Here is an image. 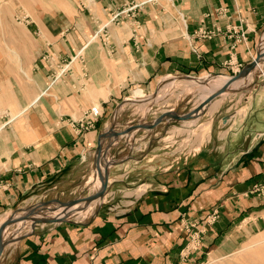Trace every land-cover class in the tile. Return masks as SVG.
<instances>
[{
    "label": "crops",
    "instance_id": "1",
    "mask_svg": "<svg viewBox=\"0 0 264 264\" xmlns=\"http://www.w3.org/2000/svg\"><path fill=\"white\" fill-rule=\"evenodd\" d=\"M143 2L78 0L71 16L43 6L27 22V33L36 38L28 59L35 80L45 81L39 57L47 49L66 61L84 51L87 91L73 81V70L55 88L54 99L42 102L37 130L22 133L20 147L2 158L0 218L45 199L68 201L82 193L99 135L118 103L135 89L151 93L170 76L227 74L230 58L249 64L264 40V0ZM130 5L139 6L135 33L110 35L99 46L86 40L93 19L104 24L110 12ZM230 26L246 31L244 44L232 48ZM201 30L212 36L200 37ZM261 71L246 96L212 120L207 140L198 138L203 144L191 158L174 162L167 151L128 148L122 161L109 167L103 202L90 217L37 225L4 247L0 264H199L204 256L229 253L247 236L264 232V67ZM93 106L102 116L78 133L77 122ZM213 211L217 219L208 224ZM185 222L202 234L198 247L184 257L190 239Z\"/></svg>",
    "mask_w": 264,
    "mask_h": 264
},
{
    "label": "rangeland",
    "instance_id": "2",
    "mask_svg": "<svg viewBox=\"0 0 264 264\" xmlns=\"http://www.w3.org/2000/svg\"><path fill=\"white\" fill-rule=\"evenodd\" d=\"M83 1L85 4H88L91 0ZM145 1L143 2L144 5L148 3V0ZM77 3L78 0H0V164L4 159L3 157L9 151L20 147L22 133L28 135L37 130L38 124L35 115L43 109L41 106L42 102L48 99H54L55 88H58V84L68 81L70 76L73 75V70H76L73 81L79 85L82 93L85 90L84 51L78 52L73 59H68V61L61 59L58 53L51 49L42 52L39 57V62L46 69L47 73L45 81L42 84H39L35 80L34 74L28 69L30 60L29 52L36 38L33 39L27 33V22L31 19H36L37 8L45 6L51 8V10H62L65 14L71 16L69 11L72 14V7ZM138 8V5H130L125 9L110 12L107 22L101 25H96L98 20L93 19L94 27L86 35V40H91L92 45L95 43V45L98 44L99 46L100 42L106 44V40L110 35L124 34V32L126 34L135 33L134 30L138 29L136 27L138 23ZM81 14L86 20L89 19L87 12H81ZM86 24H88L87 21ZM117 29H122V31L118 32ZM263 42L264 40H261L259 43L258 48L260 51L263 50ZM48 47L50 48V45ZM108 51L110 52V50ZM260 63L262 64L260 68L262 70L264 67V58ZM236 64L238 65V63ZM243 67L241 65L240 71L234 74L225 66L228 73L217 75L216 77L222 76L223 79H226V77L237 76ZM260 69L256 71L250 80L245 78L246 80L243 81V85L239 84L233 87V91L216 97L202 108V102L207 98L205 95H208L207 92L209 89H202L201 87L205 84L208 87L207 81L215 76H196L193 78L196 80L199 78L200 80L194 82L184 77L170 76L160 79L157 87L151 93L135 89L118 103L107 128L109 129L112 126L114 132L123 135L117 137L114 141L110 134L100 140V146L102 151H105L106 157L109 159L108 162L110 164L120 163L128 148L131 150L137 147L141 148L142 152L146 148H157V152H170L174 162H178L184 158H191L201 144L207 140L212 128V120L219 119L225 113L229 112L230 105L234 107L235 101L238 100L239 96H246V92L251 88L249 85L256 79L255 76L257 74L263 76ZM136 91H139L144 98L127 100ZM35 98L38 99L34 102ZM213 105L217 107H215V110L212 109ZM190 113L193 116L185 121L165 120L151 130L133 128L135 126L151 125L159 117L168 114L186 116ZM226 120L227 118L224 121ZM198 138L203 142L198 144ZM31 141L33 139L29 142ZM96 158L97 156L95 155L93 172L89 179H87L86 183L88 184L82 193L74 195L73 197L75 198L68 201L57 198L45 199L35 205L44 204L47 207H51L67 204L77 199H85L94 194L100 186L96 171ZM81 159L84 161V156H81ZM99 167H103L102 164H99ZM104 195L101 201L97 203L93 213L101 206ZM83 204L77 205L74 208H67L74 210ZM25 209H15L11 214L18 213L17 215H22L21 212ZM214 212L216 211H213L207 216L206 222L208 224H213L216 221L209 222V218ZM11 214L2 216L0 222L4 218H9ZM216 214L218 216L217 212ZM81 217L74 215L67 218V221H81L84 218L82 217L81 219ZM183 224H185L182 225L184 229L190 233L189 242L182 251L185 257L190 251L198 247L199 235L202 232L200 230L192 231L195 228L194 223L185 222ZM15 225H11L8 228L12 230L15 228ZM26 231L28 230L24 228V231L16 239L26 235ZM8 238H13V236ZM199 264H264V232H256L251 236H247L242 244H238L237 248L229 253L204 256V260Z\"/></svg>",
    "mask_w": 264,
    "mask_h": 264
},
{
    "label": "water",
    "instance_id": "3",
    "mask_svg": "<svg viewBox=\"0 0 264 264\" xmlns=\"http://www.w3.org/2000/svg\"><path fill=\"white\" fill-rule=\"evenodd\" d=\"M262 51H260V49L258 48L255 58L249 64L245 65L243 67V69L241 70V72L237 76L226 77L227 80L224 82V84H222V86L218 90H216L215 92H213L212 94L207 96V98L202 102L201 108L204 107L206 104L210 103L211 101H213L216 97L233 91L232 85L234 83H236L238 80H241V79L244 80L245 78H247L248 75L257 67V65L260 63V61L263 60L262 57L264 54H262ZM214 76H217V75H214ZM179 77H184L185 79H190L193 82L197 81L195 78L189 77V76H179ZM192 116L193 115L191 113L186 115V116H177V115H173V114H168L166 116L159 117L158 120H156L151 125L135 126L133 128L151 130V129L155 128L162 121L172 120V119L176 120V121H185V120L191 118ZM109 134L113 137V141L117 137L123 135L121 133L114 132L112 126L99 135V142H98V146L96 149V156H97V158H96L97 159L96 160V171H97V176H98V180L100 183L98 190L94 194H92L91 196L86 197L85 199L82 198V199L73 200L67 204H60V205H58L59 207H64V208L73 207L74 208L77 205H80L82 203H89V202H92V201H95L98 199L101 200V198L103 197V195L106 191V187H107L108 172H109L108 169L110 166L116 164V163L110 164L108 161H106L105 151H102V148L100 146L101 145L100 140H102L105 136H107ZM113 141H112V143H113ZM104 161H106V162H104ZM99 164H102L103 167L100 168ZM46 207L47 206L44 204H38V205L32 206V207L22 211L21 213H24L22 216H18L17 215L18 213H13L2 224H0V256L4 250V247L16 239V238L3 239L4 230L6 228L10 227L11 225L17 224L19 222L31 221V224H32L31 231L33 232L35 226L39 225V224H58V223L67 222V217L61 218V219L60 218H55V219L54 218H52V219L51 218H41V219H37V220L33 221L31 216L34 214V212H36L40 208H46ZM31 231H30V233H32Z\"/></svg>",
    "mask_w": 264,
    "mask_h": 264
},
{
    "label": "bare ground",
    "instance_id": "4",
    "mask_svg": "<svg viewBox=\"0 0 264 264\" xmlns=\"http://www.w3.org/2000/svg\"><path fill=\"white\" fill-rule=\"evenodd\" d=\"M264 43V42H263ZM262 54H264V46H263V51H262ZM264 58V55L263 57ZM262 66L261 63H259L257 65V67L248 75V77L246 79H249L256 73V71L258 69H260ZM246 79H241V80H238L236 83H234L232 85V89L233 87H236L238 86L239 84H242L243 85V81H245ZM197 80H200L199 78ZM227 80L226 79H223V78H219V77H212L210 78L207 83H208V87L205 85H203L201 88L204 89V88H207L209 89V91L207 92L208 95H205L206 97L209 96L210 94H212L213 92H215L216 90H218L222 84H224V82ZM250 83V82H249ZM239 88V87H238ZM205 89V90H207ZM226 94V93H225ZM141 98H144V96L139 92V91H136L131 97H129L127 100H136V99H141ZM38 98H35L34 102L37 100ZM215 105L212 106V109L215 110ZM211 108V107H210ZM217 108V107H216ZM209 111V110H208ZM201 137V135H200ZM202 138V137H201ZM202 141V140H201ZM100 200H95V201H92V202H89V203H84L83 205H81L79 208L77 209H71V208H62V207H59L58 205H55V206H51V207H46L45 209H38L36 212H34V214L32 215V220H37V219H41V218H70L74 215H78V216H82L84 218L88 217L89 215H91L97 205V203L99 202ZM24 213H22L23 215ZM8 215V214H7ZM22 215H18V216H22ZM81 217V219H82ZM8 218V217H7ZM7 218H4L0 224L5 221ZM74 218V217H73ZM77 218V217H76ZM75 218V219H76ZM83 218V219H84ZM70 220V219H69ZM31 221H24V222H19L15 225V228L13 230V232L11 233L9 231V228L8 229H5L4 232H3V239H6L8 237H11L13 236V238H16L22 231H24V228H26L27 230H31ZM11 233V234H10ZM9 235V236H8Z\"/></svg>",
    "mask_w": 264,
    "mask_h": 264
},
{
    "label": "built area",
    "instance_id": "5",
    "mask_svg": "<svg viewBox=\"0 0 264 264\" xmlns=\"http://www.w3.org/2000/svg\"><path fill=\"white\" fill-rule=\"evenodd\" d=\"M218 13L222 14L224 12L223 9H218ZM117 18V15H116ZM199 36L202 38H208L212 36V33L199 31ZM227 38L233 40L232 48H235V45L244 44L246 41V31H242L240 28L237 27H228L227 28ZM236 63L230 58L226 63L225 66L228 70H231L234 74L240 71L241 65H235ZM102 116V112L99 106H93L88 111L84 112L83 118L79 120L76 124L77 132L82 133L84 131H88L92 128L93 124ZM216 212L212 214L209 218V222H214L217 218Z\"/></svg>",
    "mask_w": 264,
    "mask_h": 264
}]
</instances>
